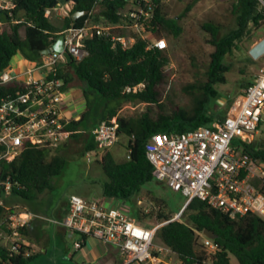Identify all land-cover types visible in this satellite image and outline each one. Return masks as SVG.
<instances>
[{"label":"trees","instance_id":"trees-1","mask_svg":"<svg viewBox=\"0 0 264 264\" xmlns=\"http://www.w3.org/2000/svg\"><path fill=\"white\" fill-rule=\"evenodd\" d=\"M74 6L70 15L58 25L46 15V10L59 0H18L17 6L0 12V70L11 65L14 56L21 53L29 61L40 60L43 50L49 49L61 34L70 27L84 23L88 11L98 6L94 19L102 17L106 21L124 23L129 19L121 10L129 0H67ZM235 27L223 32V25L213 20L202 24L206 40L212 46L210 61L204 77L183 87L187 100L179 103L168 94L171 74L168 67L171 56L168 48L154 45V39H171L183 33L181 19L192 9L190 2L184 13L171 17L165 11L164 0H154L150 16L146 18L145 36L135 34L136 42L130 48H123L119 41L110 36L95 35L86 38L84 45L88 54L82 60L70 62L69 69H59L66 91L70 84L79 80L83 84L86 107L79 119H71L68 127L73 130L72 138L82 141L84 149L99 152L92 130L103 121L116 118L119 137L128 140V157L116 158L111 148L103 151L100 163L108 180L103 183V196L116 198L122 202L139 195L142 186L156 180L153 164L147 155V143L153 134L166 132L181 133L204 125H213L227 113L210 108V102L218 103L222 97L218 83H226L232 68L229 59L239 44L253 30L264 25V4L261 0H231ZM145 9H148L147 7ZM85 11V15L74 20L72 14ZM131 23V22H129ZM128 25V24H127ZM121 33H129L121 29ZM253 83L248 80L246 88ZM144 86L137 91L126 92L128 86ZM23 88L19 82L0 85V96ZM230 101V100H229ZM132 102L146 103L141 111L121 114L122 107ZM228 103V102H227ZM234 144L256 159L264 162V140L245 142L236 139ZM62 144L58 148L27 146L12 160L0 162V180L9 177L11 193L4 196L5 204L12 210L32 206L39 194L54 189V177L62 174L67 166L70 152ZM79 152V151H78ZM156 207L152 211L158 219L170 220L171 211H165L166 201L148 191ZM21 204V205H20ZM0 206V215L5 213ZM190 222L183 219L172 220L161 226L157 232L162 242L173 248L187 263L198 262L204 254L200 233L204 229L213 231L218 244L216 262L219 264H264V218L249 212L238 218H231L221 209L214 208L207 201L194 198L184 210ZM141 222L144 213L139 208L134 215ZM27 235V228L24 229ZM11 252L0 241V264H32L36 258Z\"/></svg>","mask_w":264,"mask_h":264},{"label":"built area","instance_id":"built-area-1","mask_svg":"<svg viewBox=\"0 0 264 264\" xmlns=\"http://www.w3.org/2000/svg\"><path fill=\"white\" fill-rule=\"evenodd\" d=\"M153 1L129 0L121 10L129 18L124 23L106 21L104 17L94 19L98 11V6H94L81 26L65 31V49L73 60H82L88 54L85 39L95 35L110 36L125 49L132 47L137 39L135 34L144 37L147 33L145 21L150 16ZM17 2L0 0V12L12 14ZM73 6L71 1L59 0L46 10V15L66 17ZM121 29L129 33H121ZM154 45L167 48L166 39H154ZM24 59L27 61L24 68L15 70L9 66L0 70V85L11 82L23 85V88L0 96V162L14 159L27 146L55 149L72 140L73 130L68 127L71 119L62 114L65 81L58 75L59 69H69L64 52L48 49L40 60ZM143 86H128L125 91H137ZM227 102L228 99L223 97L218 99L219 104ZM263 113L264 64L255 74L253 83L244 88L241 100L234 102L223 119L181 133L152 135L146 149L153 164L154 178L180 192L187 198V204L199 198L231 218L249 212L264 218V162L234 144L236 139L248 143L254 140ZM118 128L119 124L113 118L92 130L101 151L117 143ZM10 193L9 177L0 180V206L6 209L0 215V241L11 252L30 256L34 251L24 229L35 214L26 208L12 210L7 206L4 196ZM48 219L81 235L111 242L124 254L127 264H219L216 262L218 244L203 232L200 241L204 254L196 263L183 261L173 248L156 242L159 228L180 219V214L148 227L121 207L106 206L99 200L72 194L66 216L62 220ZM75 247H81V242H76Z\"/></svg>","mask_w":264,"mask_h":264},{"label":"rangeland","instance_id":"rangeland-1","mask_svg":"<svg viewBox=\"0 0 264 264\" xmlns=\"http://www.w3.org/2000/svg\"><path fill=\"white\" fill-rule=\"evenodd\" d=\"M190 2H193L192 9L180 21L184 28L183 33L180 37L166 39L171 56V63L168 67L171 74L168 94L179 103H184L187 100L182 90L183 87L190 82L203 78L210 61L212 46L206 40V32L202 28V24L208 20L216 21L223 25V32L236 25L231 0H164L165 11L168 16L178 17L184 13ZM262 3L264 4V2ZM50 18L61 25L65 17L53 16ZM263 38L264 25L253 30L239 44V48L229 58L232 62V68L228 72L227 82L218 83L216 86L222 97L228 99V103L218 105L212 101L209 104L210 108L228 113L231 111L234 102L241 100L245 88L243 84L248 80H253L260 66L264 64V59H256L251 54V49ZM23 58L25 57L18 53L13 57L10 66L19 68L21 64V67H25ZM146 106L147 104L144 102L138 104L128 102L122 107L121 114L138 112ZM254 140H264V113ZM127 143V138L122 137L121 142L114 147L113 152L117 159L124 160L128 157ZM75 144L73 147L80 148L79 143ZM100 152L101 150L98 154L96 152L71 153L62 174L53 179L54 189L39 194L32 202V207L38 210H49L52 213L54 210L65 209L66 202L72 194H79L90 199L101 198L102 186L108 180V176L100 163ZM88 156L91 157V160L88 159ZM148 191H152L153 194L166 201L167 205L164 210L171 211L173 217L180 214V219L190 222L184 214L188 202L187 198L157 180L144 184L141 193L127 201L121 208L131 215H137L138 208L142 210L144 213L142 222L144 224L154 226L163 222L152 213L159 207L154 205ZM24 208L32 209L29 205ZM156 242L162 243L160 237L156 238ZM40 258L42 257L35 258V262ZM35 262L34 264H49L42 260L39 263ZM233 262L238 264L235 258H233Z\"/></svg>","mask_w":264,"mask_h":264},{"label":"crops","instance_id":"crops-1","mask_svg":"<svg viewBox=\"0 0 264 264\" xmlns=\"http://www.w3.org/2000/svg\"><path fill=\"white\" fill-rule=\"evenodd\" d=\"M263 54L258 58L264 59ZM22 61L25 65L27 64L24 58ZM21 68L24 67H21L20 64L19 68L13 69L19 70ZM85 107L86 98L83 93V84L79 80H75L66 90L65 100L62 103V114L68 119H79ZM121 138L122 137H119L117 143L111 147L112 151L114 147L121 142ZM75 143H79L80 148L73 147L76 145ZM65 144H67L66 148L70 153L80 152L84 149L82 141L78 142L73 140V138L70 142ZM98 153L99 152H97V154ZM102 154L103 151L100 152L101 157ZM85 198L89 200H99L106 206L121 207L125 204V202L119 199L103 196V192L101 198ZM68 209L69 198L66 202L65 209L54 210L52 213L49 210H38L37 208L29 209L35 215L29 221L26 237L30 247L37 255L36 258L38 256L42 257L37 259L36 262L33 260L32 264H34V262L39 263L41 260L49 264H127L124 254L111 242L103 241L92 236L81 235L69 230L59 222L48 219L54 218L62 220L68 213ZM144 225L152 227L148 224ZM78 241L81 242V247L76 248L75 243Z\"/></svg>","mask_w":264,"mask_h":264},{"label":"water","instance_id":"water-1","mask_svg":"<svg viewBox=\"0 0 264 264\" xmlns=\"http://www.w3.org/2000/svg\"><path fill=\"white\" fill-rule=\"evenodd\" d=\"M62 1H65V0H62ZM85 14V11H77V12H74L72 14V18L74 20H76L77 18L83 16ZM49 50H57V51H63L64 52V55L66 56L68 62H72L73 61V57L72 55L70 54V52L68 50L65 49V46H64V34H61L59 36V38L56 40V42L52 45L51 48H49ZM48 51V49H45L43 50V52H46ZM264 53V38L257 44L255 45L252 49H251V54L254 58H258L260 57L262 54ZM203 233L212 238V239H215L217 237V235L209 230V229H204L203 230Z\"/></svg>","mask_w":264,"mask_h":264}]
</instances>
